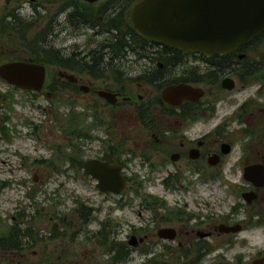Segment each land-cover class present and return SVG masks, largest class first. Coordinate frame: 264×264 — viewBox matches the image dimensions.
<instances>
[{
  "label": "flooded vegetation",
  "instance_id": "af4514ba",
  "mask_svg": "<svg viewBox=\"0 0 264 264\" xmlns=\"http://www.w3.org/2000/svg\"><path fill=\"white\" fill-rule=\"evenodd\" d=\"M138 1L0 0V64L44 69L39 91L0 78L1 102L11 89L69 107L70 175L87 192L76 188L69 214L50 213V227L34 231L42 210L12 218L19 234L0 247V263L264 264V249L247 259L227 247L245 229H264V30L206 55L141 37L130 20ZM87 160L118 168L124 185L98 186ZM51 168L41 175L65 173ZM141 170L159 185L154 193H141ZM207 179L219 181L226 211L202 201Z\"/></svg>",
  "mask_w": 264,
  "mask_h": 264
},
{
  "label": "rangeland",
  "instance_id": "374dc122",
  "mask_svg": "<svg viewBox=\"0 0 264 264\" xmlns=\"http://www.w3.org/2000/svg\"><path fill=\"white\" fill-rule=\"evenodd\" d=\"M0 85L3 88L1 90H4L5 86L1 81ZM10 92L12 97H9V100L4 103L0 100V219L6 225L14 224L12 218L22 217V214L29 216L42 210L43 216L37 214L32 224L34 231H38L45 224L50 227L51 222L48 220L50 213L53 212L52 215L60 217L69 214L73 204V191L76 188H78L76 192L81 194L87 192L79 187L81 181L71 177L68 162L56 160L61 152H72L70 139L65 135L68 124L64 122L65 114L70 113L69 107L45 95L33 96L11 89ZM1 127L7 137L1 136L3 134ZM54 163L65 173L42 176V171L52 169ZM33 174L37 180L33 179ZM137 174L140 179H147L144 170ZM229 178L230 176L226 177L227 181L231 182ZM42 179L44 182L41 183ZM219 184L218 180L207 179L201 189L202 201L215 212H218V209L226 211L223 209L227 208V204L219 202L221 199L217 193L220 190ZM158 188L159 185L146 180L141 193L151 194ZM212 190H215L214 194L211 193ZM56 199H60L61 204L55 209L53 204ZM142 200L136 199L135 204L137 205L138 201L144 204ZM142 215L149 219L150 211L142 210ZM22 225L26 226L24 223ZM227 247L229 257L236 253H244L247 259L253 254L257 256V250L264 249V229L261 227L245 229L236 234L232 245Z\"/></svg>",
  "mask_w": 264,
  "mask_h": 264
},
{
  "label": "water",
  "instance_id": "95a60500",
  "mask_svg": "<svg viewBox=\"0 0 264 264\" xmlns=\"http://www.w3.org/2000/svg\"><path fill=\"white\" fill-rule=\"evenodd\" d=\"M130 20L145 39L185 50H201L206 55L224 53L264 30V0H139L131 9ZM0 78L16 88L39 91L44 69L37 63L6 62L0 64ZM98 167L101 171L93 170ZM113 168L118 170L93 160L83 163L84 172L98 178V186L108 189L111 183L119 190L124 179L114 174ZM169 232L168 228L160 230L164 237L171 238L173 234ZM256 262H264V256Z\"/></svg>",
  "mask_w": 264,
  "mask_h": 264
},
{
  "label": "trees",
  "instance_id": "16d2710c",
  "mask_svg": "<svg viewBox=\"0 0 264 264\" xmlns=\"http://www.w3.org/2000/svg\"><path fill=\"white\" fill-rule=\"evenodd\" d=\"M132 34H134V31H132V30H130L129 28L126 27L125 28V36H126V39H127L128 36H130ZM126 39L124 40L125 42H127ZM114 40L116 42H118L119 41V37L116 36ZM2 96L3 95L0 94V100H1V97ZM64 117L66 119V120H64V122L68 124L66 126L67 127V130L65 131V135L68 136V137H70L71 136V131H72V124H73V121H74V118H73V115H72V111H70V113H66ZM66 117H68L69 119L66 118ZM57 120H59V119H57ZM69 145L71 146V141H69ZM71 157H72V152L67 153V152L64 151V152H61L60 155H57V158L59 160H65L68 163L70 162ZM24 216L25 215L22 214V217H23L22 221L24 220ZM0 226H1V230H0V247H5V246H8V243L12 244L13 242H15L16 237L19 234L18 226L15 225V224H7L6 225L3 222V220H1V219H0Z\"/></svg>",
  "mask_w": 264,
  "mask_h": 264
}]
</instances>
